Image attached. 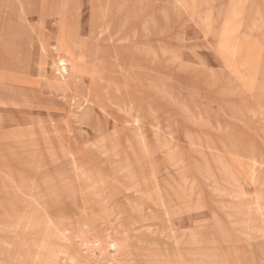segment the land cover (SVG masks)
Listing matches in <instances>:
<instances>
[{"label":"rangeland","instance_id":"1","mask_svg":"<svg viewBox=\"0 0 264 264\" xmlns=\"http://www.w3.org/2000/svg\"><path fill=\"white\" fill-rule=\"evenodd\" d=\"M181 1L0 0V264H264V0Z\"/></svg>","mask_w":264,"mask_h":264},{"label":"bare ground","instance_id":"2","mask_svg":"<svg viewBox=\"0 0 264 264\" xmlns=\"http://www.w3.org/2000/svg\"><path fill=\"white\" fill-rule=\"evenodd\" d=\"M181 1V0H180ZM182 2V1H181ZM175 3V2H174ZM198 3V2H197ZM142 4V3H141ZM173 6H175V4L173 5ZM182 6V5H181ZM197 8V7H196ZM119 10V9H118ZM173 11H175V10H173ZM117 12V11H116ZM160 12V11H159ZM165 12H166V10H165ZM161 13V12H160ZM163 13V12H162ZM117 14V13H116ZM204 15V14H203ZM165 17V16H164ZM191 19V18H190ZM203 20V19H202ZM169 21V20H168ZM192 21V20H191ZM108 24H110V23H108ZM168 24V23H167ZM106 26V25H105ZM108 26V25H107ZM109 27V26H108ZM104 29V28H103ZM33 30V29H32ZM107 30V29H106ZM105 30V31H106ZM144 31V30H143ZM159 32H160V30H159ZM103 33V32H102ZM160 34V33H159ZM126 35H127V33H126ZM148 35V34H147ZM110 36V35H109ZM113 37V36H112ZM111 39V38H110ZM121 39V38H120ZM106 40V39H105ZM104 40V41H105ZM122 41V40H121ZM109 42V41H108ZM117 42V41H116ZM159 42V41H158ZM152 45V44H151ZM137 46V45H136ZM142 46V45H141ZM155 46V45H154ZM18 48V47H17ZM133 48V47H132ZM193 48H194V46H193ZM192 48V49H193ZM216 48V47H215ZM182 49V48H181ZM187 49H189V48H187ZM154 53V52H153ZM152 53V54H153ZM163 53V52H162ZM156 56V54L154 55V57ZM163 57V56H162ZM158 59V57L156 58V60ZM168 59V58H167ZM181 59V58H180ZM117 60V59H116ZM154 61V60H153ZM58 65H59V69H61L62 71H66V60L64 59V58H59L58 59ZM167 62V61H166ZM150 63H151V61H150ZM170 64V63H169ZM191 64V63H190ZM194 64V63H193ZM196 65V64H195ZM117 67H118V65H116ZM122 68V67H121ZM120 70V69H119ZM57 71V70H56ZM77 73V72H76ZM126 73V72H125ZM41 76V75H40ZM43 76H44V74H43ZM46 77V76H45ZM45 80V79H44ZM47 80V79H46ZM100 81V80H99ZM107 81V80H106ZM46 83V82H45ZM10 84V83H9ZM50 84V83H49ZM57 84H59V83H57ZM5 85V84H4ZM4 85H2V86H4ZM108 85V84H107ZM48 87V86H47ZM104 88V87H103ZM105 91V90H104ZM67 92V91H66ZM246 92H247V90H246ZM96 96V95H95ZM26 98H27V96H26ZM108 98V97H107ZM1 99V98H0ZM176 99V98H175ZM9 100V99H8ZM27 100H29V99H27ZM91 101V100H90ZM89 101V102H90ZM108 101V100H107ZM130 103V102H129ZM112 105V104H111ZM112 106H114V105H112ZM101 107V106H100ZM117 107V106H116ZM128 107H130V106H128ZM119 108V107H118ZM104 109V108H103ZM129 109V108H128ZM185 109V108H184ZM188 109V108H187ZM123 110H126V109H123ZM130 111H131V109H129ZM186 111V110H185ZM109 112V111H108ZM107 112V113H108ZM189 112V111H188ZM191 112V111H190ZM71 113V112H70ZM264 113V112H263ZM132 114V113H131ZM112 116H114V115H112ZM150 116V115H149ZM1 117V116H0ZM74 117V115L72 116V118ZM194 119V118H193ZM115 121H116V119H115ZM128 121V120H127ZM158 122V121H157ZM129 125V124H128ZM158 125V124H157ZM3 126V125H2ZM130 126V125H129ZM128 127V126H127ZM151 128H153L152 126H150ZM155 127H157V126H155ZM133 129V128H132ZM154 130V129H153ZM159 130V129H158ZM82 132V131H81ZM154 132V131H153ZM155 132H159V131H157V130H155ZM137 133H139V132H137ZM143 134H144V132H143ZM42 135V134H41ZM144 136V135H143ZM144 139H145V137H144ZM187 139H189V138H187ZM102 140V139H101ZM191 141V140H190ZM189 142V141H188ZM189 144V143H188ZM195 145V144H194ZM189 146V145H188ZM190 147V146H189ZM194 148V147H193ZM169 149V148H168ZM167 150V149H166ZM176 151V150H175ZM169 152V151H168ZM163 153V152H162ZM171 154V153H170ZM177 154V153H176ZM181 155V154H180ZM161 157V156H160ZM263 157V156H262ZM153 158V157H152ZM250 160V159H249ZM254 160V159H253ZM262 161V160H261ZM254 165V164H253ZM253 165H252V169H253ZM246 169V168H245ZM200 170V169H199ZM201 172V171H200ZM199 172V173H200ZM252 172V171H251ZM181 174H182V172H181ZM248 174V173H247ZM253 175V174H252ZM251 178H252V176H251ZM113 180V179H112ZM206 180V179H205ZM156 181V180H155ZM255 182H257V181H255ZM238 185V184H237ZM249 186V185H248ZM244 188V187H243ZM242 188V189H243ZM245 189V188H244ZM215 190V189H214ZM252 192V191H251ZM135 193V192H134ZM243 193H244V191H243ZM253 193V192H252ZM242 194V193H241ZM255 194V193H254ZM225 195V194H224ZM243 195H246L245 193L243 194ZM199 196V195H198ZM242 196V195H241ZM216 197H218V196H216ZM243 197V196H242ZM249 197H250V195H249ZM248 197V198H249ZM258 198H259V196H257ZM249 200V199H248ZM256 201V200H255ZM228 203V202H227ZM246 203H247V201H246ZM42 204V203H41ZM248 204H249V202H248ZM257 204V203H256ZM245 206V205H244ZM250 206V205H249ZM248 206V207H249ZM252 206H255V205H252ZM44 207V206H43ZM58 207V206H57ZM247 207V206H246ZM259 209V208H258ZM55 210V209H54ZM248 211V210H247ZM259 211V210H258ZM256 212V211H255ZM51 214V213H50ZM238 214V213H237ZM47 215V214H46ZM251 215V214H250ZM52 216V215H51ZM48 217V216H47ZM54 217V216H53ZM248 217V216H247ZM229 218V217H228ZM261 218H262V214H261ZM262 220V219H261ZM241 221V220H240ZM253 222V221H252ZM233 223V222H232ZM53 224V223H52ZM246 224V223H245ZM263 225V224H262ZM54 226V225H53ZM198 227V226H197ZM203 228V227H202ZM56 229V228H55ZM194 229H196V227H194ZM201 229V228H200ZM57 230V229H56ZM147 230V229H146ZM201 231V230H200ZM252 231V230H251ZM257 231V230H256ZM165 232H167V231H165ZM174 232V231H173ZM198 231H196L195 233H197ZM154 233V232H153ZM160 234H161V232H159ZM164 233V232H163ZM170 233V232H169ZM168 233V234H169ZM204 233V232H203ZM202 233V234H203ZM239 233H241V231L239 232ZM257 233V232H256ZM151 234V233H150ZM171 234V233H170ZM243 234V233H242ZM246 234V233H245ZM245 234H243V235H245ZM126 235V234H125ZM185 235V234H184ZM189 235H191V234H189ZM243 235H240V236H243ZM199 236V235H198ZM197 236V237H198ZM248 236H250V235H248ZM264 236V235H263ZM166 237V236H165ZM245 237H247V236H245ZM171 238H173L172 236H171ZM204 238V237H203ZM164 239V238H163ZM168 239H170V237L168 238ZM167 238H166V240H168ZM174 239V238H173ZM189 239V238H188ZM192 239V238H191ZM194 240H195V238H194ZM242 240H244V239H242ZM250 240V239H249ZM254 240V239H253ZM138 241V240H137ZM169 241V240H168ZM199 241V240H198ZM66 243H67V240H66ZM140 243V242H139ZM143 243V242H142ZM247 246H249L248 244H247ZM1 252V251H0ZM187 254V253H186ZM188 255V254H187ZM198 256H199V254H197ZM178 256H179V254H178ZM192 256H195V255H192ZM252 257V256H251ZM201 260V259H200ZM261 260V259H260ZM252 261H254V260H252ZM132 262V261H131ZM255 262V261H254ZM72 263V262H71ZM70 262H69V264H71ZM68 264V263H67ZM255 264V263H254Z\"/></svg>","mask_w":264,"mask_h":264}]
</instances>
